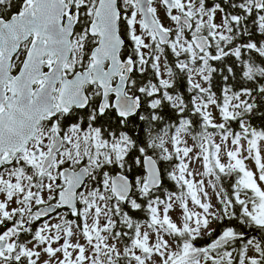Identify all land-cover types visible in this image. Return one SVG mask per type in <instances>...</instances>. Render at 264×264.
<instances>
[{
  "label": "snow or ice",
  "instance_id": "obj_1",
  "mask_svg": "<svg viewBox=\"0 0 264 264\" xmlns=\"http://www.w3.org/2000/svg\"><path fill=\"white\" fill-rule=\"evenodd\" d=\"M0 264H264V0H0Z\"/></svg>",
  "mask_w": 264,
  "mask_h": 264
}]
</instances>
